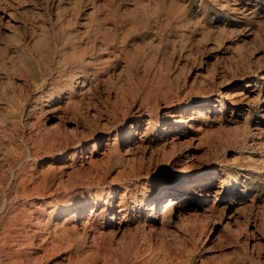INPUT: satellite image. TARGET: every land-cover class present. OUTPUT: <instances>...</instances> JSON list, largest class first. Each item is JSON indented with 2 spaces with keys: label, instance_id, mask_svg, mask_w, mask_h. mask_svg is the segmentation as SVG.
<instances>
[{
  "label": "rangeland",
  "instance_id": "1",
  "mask_svg": "<svg viewBox=\"0 0 264 264\" xmlns=\"http://www.w3.org/2000/svg\"><path fill=\"white\" fill-rule=\"evenodd\" d=\"M83 76L89 83L81 86ZM245 79L247 99L222 101ZM207 99L206 118L187 116ZM172 108L187 115L165 129ZM138 118L137 148L128 152L126 133ZM0 147V235L35 187L53 204L94 191L111 198L113 187L122 193L137 181L140 165L155 173L126 212L135 238L113 239L111 263L264 264V0H0ZM212 171L217 193L182 199L169 225L149 228L165 185ZM142 197L143 207L133 206ZM210 201L219 210L207 213ZM253 229L262 237L256 246Z\"/></svg>",
  "mask_w": 264,
  "mask_h": 264
},
{
  "label": "bare ground",
  "instance_id": "2",
  "mask_svg": "<svg viewBox=\"0 0 264 264\" xmlns=\"http://www.w3.org/2000/svg\"><path fill=\"white\" fill-rule=\"evenodd\" d=\"M6 13H7L8 19L13 20L15 22L17 16L14 15V12L12 10H8ZM103 47H105V46H103ZM105 48H107V47H105ZM101 51L102 50H100V52ZM53 69H54V67H53ZM86 78H87V76H83V78L81 79V86L86 85V83H87ZM225 80H223V81H225ZM227 80L225 83H227L229 81V80L228 81ZM73 81H74V79L72 78V76H70L68 81H67V84L70 85L69 87L73 86V83H76ZM251 84H252V82L250 81V79H245L244 81H242L240 86L230 84L228 86V88L224 91V94L222 95V101L225 102L226 98H228L231 103H235L238 101L239 102L244 101L245 99L248 98L249 87ZM81 88H83V87H81ZM208 100L209 99L199 100L198 103L196 104V106H193V109L191 108L192 110H191V113L189 112L190 114L188 113L189 115L184 114L185 112H183L182 110L178 111V112H175V110H173V108L167 110L166 114L164 115V117L166 119L165 120L166 121L165 122V129L167 128L166 125H170L172 128V127H175V125L181 124V122L185 120L186 115L191 119L194 117L193 113H195V116L201 115L203 113V111L205 110V107H208V104H209ZM122 108H123V106H122ZM49 110H51V109H49ZM217 110L218 109H216L215 111H217ZM50 117H52V116H50ZM72 117H73V114H72ZM202 118H203V116H202ZM204 118H206V117H204ZM73 119H76V118L73 117ZM139 119L140 118H138L137 121H136V119H133L129 125L128 130H127L126 141L125 140L124 141L126 142L125 144H127V146L125 147V150L128 152L132 151L134 148H137L135 146H136V142L138 141V139H137L138 137H137L136 132L138 131L137 127H138V124L140 123ZM50 124L52 125V123H50ZM53 124H54V122H53ZM54 125L56 126V124H54ZM54 125H52V126H54ZM49 129L51 130L50 127H49ZM142 135H144V134H142ZM45 137H47V136H45ZM41 138H40V140H41ZM176 141H179V140H176ZM86 148H87V153L85 156L86 157H92V155L94 154V152L97 148V139H94L92 141V146H86ZM9 152H10V150H9ZM9 152L7 153L8 155H9ZM72 153H75L74 149H73ZM186 156L189 157L190 154L187 153ZM141 157H142V155H141ZM143 157H144V155H143ZM185 161H186V159H185ZM198 162H199V159H198ZM142 163H143V161H142ZM192 163H193V166L199 165L197 162L195 163L194 161ZM138 167L139 168L136 171H134L135 169L132 170L133 174L137 176V181H133L129 184H124L125 190L122 193H120V190H121L120 185L118 188L116 186L113 187L114 188L113 189V196L111 198L104 197L106 195L103 196L102 194H99L97 191H94L93 192L94 195L91 193H88V194L87 193H83V194L79 193L69 201H64V202H60L57 204H55V203L53 204L52 203L53 200H47V198L46 199L44 198V194L46 192L45 189L38 190L37 187H35V189H33L32 191L34 194H36L37 198L35 197V199H33V197H32L31 202H30V204H28L27 208L25 207V208H23V210L22 209L21 210H15L13 213L8 215V220L4 224L3 232L0 235V248L2 249V251H0V262L2 261L3 256H9V255L15 254V259H14L15 264H113L108 260V257H107V255L109 254V250L112 248L113 239L117 238L118 244L122 245L124 242H126L128 237H130L131 240H134V238H135V234H134L135 232L132 231L130 229V227L125 222L126 221V212H127V209L129 208V205H130L129 203H130V201H136V197H137L138 193L143 192L146 181L155 173V171L152 172L150 169L143 171L142 166H140V165ZM65 173H67V172H65ZM214 173H215V171H212L209 174L208 178L204 179L205 181L204 180L200 181V182L198 181L200 184H198L197 181L196 182L183 183L181 181L180 177H177L170 184L165 185V191L163 192L161 189L158 192V194L156 195L157 202L154 203V205H152V207L150 208V210H152V213H149V214H151V215L153 214V216H151V217H153V219L149 223V228H153V229L164 228L168 224V221L171 218L170 212L172 210L173 205L175 203H179L182 199H186L190 196H196V198H198L199 200H203L205 198H208L212 194L213 191H215L217 193V191H219L218 190L219 184H218V182L215 181ZM124 174H126V173H124ZM160 180H162V179H160ZM31 183H32V181H31ZM132 183H134V185ZM96 184H98V183H96ZM130 185L131 186L133 185V187L131 189H130ZM137 185H140L141 188H137ZM128 191H129V194L127 195ZM215 192H214V194H215ZM26 198H27V196H26ZM162 198H165L164 199L165 201L163 202V209L161 211H158V205L160 204V201H161L160 199H162ZM14 199H15V197H14ZM28 199H30V198H28ZM19 201H17V203ZM144 202H145V200L142 197V198H140V200L138 202L133 203V206H138V207L142 208ZM217 204L218 203H216V201L215 202L210 201L208 204V207L206 208L207 213L212 212L214 209L217 210L219 208V206ZM224 207L226 208L227 206H224ZM221 208L223 209V207H221ZM4 209H5V204L1 205L0 214L3 212ZM133 209H134V207H133ZM234 213L235 212L233 210L232 213L229 214V216H228L229 218L227 220L228 222L233 223V222L237 221L238 218ZM118 214L121 216L119 218V220L116 219V217H118ZM144 219H146V218H144ZM106 221H109V225L112 224V227L109 229V231L104 228L107 224ZM170 228H172V227H170ZM236 229H238V228H235V230ZM142 238H143V236H142ZM138 240L139 239H137V241ZM251 240L253 241V243L252 242L251 243L254 244V246H256L257 243H259V244L262 243V237L257 235L254 229L251 230ZM84 241L87 242L86 248H82V242L84 243ZM113 245H114V243H113Z\"/></svg>",
  "mask_w": 264,
  "mask_h": 264
}]
</instances>
